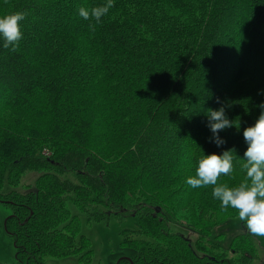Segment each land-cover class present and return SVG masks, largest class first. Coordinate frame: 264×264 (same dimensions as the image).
<instances>
[{"label":"trees","instance_id":"16d2710c","mask_svg":"<svg viewBox=\"0 0 264 264\" xmlns=\"http://www.w3.org/2000/svg\"><path fill=\"white\" fill-rule=\"evenodd\" d=\"M105 2L0 0V15L26 13L19 47L0 40V202L11 207L5 228L15 247L8 264L90 262L82 215L136 216L138 227L122 230L128 257L116 264H251L260 251L244 222L220 241L237 212L222 209L211 186L186 180L202 155L229 149L234 171L221 182L244 178L243 131L264 110V0H114L90 30L95 20L78 9ZM224 40L236 54L228 68L216 64ZM208 70L218 73L204 80ZM221 107L239 128L222 130L218 146L207 112ZM191 117L196 125L168 135Z\"/></svg>","mask_w":264,"mask_h":264},{"label":"clouds","instance_id":"9594fccd","mask_svg":"<svg viewBox=\"0 0 264 264\" xmlns=\"http://www.w3.org/2000/svg\"><path fill=\"white\" fill-rule=\"evenodd\" d=\"M114 7V0H106L91 9L80 7L79 15L84 19H94L96 23L89 24L90 30H95L96 24ZM26 18L22 11H12L0 15V40L3 48L15 51L23 38L21 21ZM264 109V103L260 105ZM209 127L214 135L216 144L222 145L225 140L219 133L222 130L236 126L230 120L225 108L209 109ZM243 137L248 147L244 153L242 171L244 178L237 185L221 182L222 176H230L234 171L235 149L225 150L222 154L216 152L202 155L198 160L195 174L189 176L187 184L192 188H206L211 186L213 197L220 201L224 210L234 209L237 218L244 222L246 229L257 237H264V110L261 111L256 122L245 128Z\"/></svg>","mask_w":264,"mask_h":264},{"label":"rangeland","instance_id":"374dc122","mask_svg":"<svg viewBox=\"0 0 264 264\" xmlns=\"http://www.w3.org/2000/svg\"><path fill=\"white\" fill-rule=\"evenodd\" d=\"M225 31V30H224ZM225 33V32H224ZM234 46L236 48L239 47L238 37L235 36ZM223 50L220 53L225 52V55L220 56L217 59L216 64L220 66H226L228 68L231 67L232 64L236 63V54L230 53L228 54L224 49L228 47V44L223 42ZM220 51V50H219ZM232 54V55H231ZM229 55V56H228ZM229 57V58H226ZM208 76L204 77V80H209L211 75L215 72V70H208ZM213 74V75H214ZM216 88V86H215ZM200 113H204L205 111L199 110ZM199 115V114H198ZM181 127L173 128L172 132H169L168 135H173L178 132H182L184 128L191 127L196 125L197 122L194 117H191V121L184 120ZM186 134H184L185 136ZM169 152V148H164L163 154L166 155ZM35 173L30 172L25 176L24 183H32L34 181ZM11 213V207L3 202H0V261L8 264L14 261L15 258V247L12 236L7 232L5 228V220L7 216ZM241 221L238 218L229 219L227 223L222 226L224 233H228L224 235V239L220 238V241L224 244L228 243V238L231 237L230 232L234 229H240ZM175 226V225H174ZM126 227L129 228H137L138 222L137 218L134 215H128L125 217H120L118 215H110V217H104L101 219L94 220L92 222H87L86 217L82 215V225H81V233H83L89 241V246L92 248V257L90 262L82 263L76 256H65V257H53L47 256L45 259L46 264H116L118 258L125 254L127 249L121 245V236L122 230ZM177 227V226H176ZM173 229V228H172ZM179 229V227H178ZM220 231V229H219ZM192 240L197 236L195 232L184 230ZM255 239L258 243L260 257L254 259L251 264H264V237H257ZM241 264V263H237Z\"/></svg>","mask_w":264,"mask_h":264},{"label":"water","instance_id":"95a60500","mask_svg":"<svg viewBox=\"0 0 264 264\" xmlns=\"http://www.w3.org/2000/svg\"><path fill=\"white\" fill-rule=\"evenodd\" d=\"M155 209H156V211H160V210H161V207H160V206H156ZM126 257H128V256H125V255L120 256V257L118 258V260H117V263H118L121 259L126 258Z\"/></svg>","mask_w":264,"mask_h":264}]
</instances>
